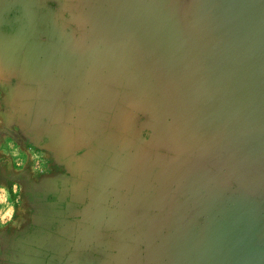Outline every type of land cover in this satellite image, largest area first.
<instances>
[{
	"label": "crops",
	"instance_id": "0c3cea01",
	"mask_svg": "<svg viewBox=\"0 0 264 264\" xmlns=\"http://www.w3.org/2000/svg\"><path fill=\"white\" fill-rule=\"evenodd\" d=\"M201 2L60 1L75 17L76 30H81L63 50L77 62L97 63L96 78L122 79L124 86L119 92L126 95V127H154L155 141H165L167 149L146 158L139 151L137 158L135 150L125 151V155L109 143L92 155L78 157L72 173L65 171L58 178L45 174L44 185H50L47 213L50 219L53 213L59 214L56 218L68 229L83 228L86 235L82 236L91 237V241L96 236L109 239V233H116L139 242V254H144L143 259L135 260L139 264H219L209 241L214 232L227 225L224 232L247 241L253 250L259 234L257 224L264 214V153L246 161L223 142L197 149L178 135L172 94L178 80L177 65L158 35L166 26H196ZM31 4L35 0H0V55L14 47L21 50L26 43L17 32L23 24L15 21V7L28 11ZM170 125L176 127L172 132ZM78 207L86 210L85 220L76 218ZM48 216L38 221L28 217L32 226L12 233L6 247L7 264H45L47 253L42 246L53 234ZM62 241L67 243L64 238ZM249 248L243 252L247 254ZM83 253L87 254L85 249ZM77 261L68 264H87L85 256Z\"/></svg>",
	"mask_w": 264,
	"mask_h": 264
},
{
	"label": "rangeland",
	"instance_id": "374dc122",
	"mask_svg": "<svg viewBox=\"0 0 264 264\" xmlns=\"http://www.w3.org/2000/svg\"><path fill=\"white\" fill-rule=\"evenodd\" d=\"M60 1L35 0L28 11L15 7V21L23 24L16 30L26 43L21 50L14 47L0 55V262L4 258V264L9 259L6 247L12 233L32 226L28 217L38 221L50 215V197L46 195L50 185H44L45 174L58 178L65 171L72 173L78 157L92 155L109 143L124 154L130 149L143 151L144 158L167 149L165 141H155L154 127H126V95L119 92L124 86L122 79L96 78L97 63L77 62L63 50L81 30H76L75 17ZM85 34L84 27L86 39ZM115 89L118 92H113ZM170 127V132L176 128ZM83 209L78 207V220H85ZM56 217L59 214L53 213V234L42 246L47 253L45 264L78 263L84 256L87 264H139L135 260L144 257L139 254V242L116 233H109V239L96 236L97 232L107 236L108 231L95 232L91 241V237L82 236L83 228L72 226L70 230ZM257 225L255 255H245L241 264H264V214ZM66 234H70L68 238ZM62 238L67 243L63 244Z\"/></svg>",
	"mask_w": 264,
	"mask_h": 264
},
{
	"label": "water",
	"instance_id": "95a60500",
	"mask_svg": "<svg viewBox=\"0 0 264 264\" xmlns=\"http://www.w3.org/2000/svg\"><path fill=\"white\" fill-rule=\"evenodd\" d=\"M175 28L158 37L177 65L180 139L197 149L223 142L246 161L257 158L264 153V0H202L196 26ZM225 228L209 240L219 264L255 255Z\"/></svg>",
	"mask_w": 264,
	"mask_h": 264
},
{
	"label": "clouds",
	"instance_id": "9594fccd",
	"mask_svg": "<svg viewBox=\"0 0 264 264\" xmlns=\"http://www.w3.org/2000/svg\"><path fill=\"white\" fill-rule=\"evenodd\" d=\"M17 190H18V188H17ZM0 226H3V222L2 221H0Z\"/></svg>",
	"mask_w": 264,
	"mask_h": 264
}]
</instances>
